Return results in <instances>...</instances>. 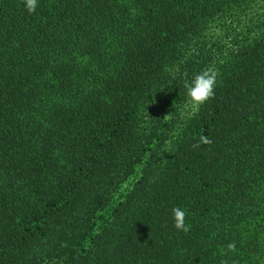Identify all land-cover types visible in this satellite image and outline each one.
<instances>
[{
	"label": "trees",
	"instance_id": "obj_1",
	"mask_svg": "<svg viewBox=\"0 0 264 264\" xmlns=\"http://www.w3.org/2000/svg\"><path fill=\"white\" fill-rule=\"evenodd\" d=\"M222 261L264 264V0H0V264Z\"/></svg>",
	"mask_w": 264,
	"mask_h": 264
},
{
	"label": "clouds",
	"instance_id": "obj_2",
	"mask_svg": "<svg viewBox=\"0 0 264 264\" xmlns=\"http://www.w3.org/2000/svg\"><path fill=\"white\" fill-rule=\"evenodd\" d=\"M26 10L30 14H34L38 7V0H23ZM219 72L212 68H206L197 73L190 81L186 80L184 83V88L186 89V96L189 98L190 102L199 107L204 105L207 101L214 98L215 87L217 86V77ZM168 116V115H167ZM167 116L164 118L166 119ZM211 140L204 135H201L198 141L193 145L194 148H198L201 145L211 144ZM172 216L174 221V227L178 231H183L187 233L191 229V225L186 223V210L177 206L172 210ZM228 251L235 252L236 245L235 242L229 243L227 246ZM226 255V253H224ZM221 264H225L224 261Z\"/></svg>",
	"mask_w": 264,
	"mask_h": 264
},
{
	"label": "rangeland",
	"instance_id": "obj_3",
	"mask_svg": "<svg viewBox=\"0 0 264 264\" xmlns=\"http://www.w3.org/2000/svg\"><path fill=\"white\" fill-rule=\"evenodd\" d=\"M191 105L192 103H189L188 105H185V107L182 109L183 114L190 115L191 111Z\"/></svg>",
	"mask_w": 264,
	"mask_h": 264
}]
</instances>
